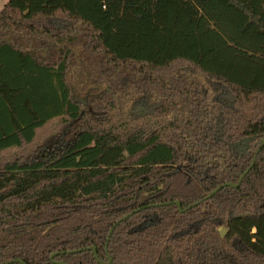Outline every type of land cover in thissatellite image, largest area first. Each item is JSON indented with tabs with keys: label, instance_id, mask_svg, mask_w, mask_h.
Segmentation results:
<instances>
[{
	"label": "trees",
	"instance_id": "1",
	"mask_svg": "<svg viewBox=\"0 0 264 264\" xmlns=\"http://www.w3.org/2000/svg\"><path fill=\"white\" fill-rule=\"evenodd\" d=\"M263 140L264 0L0 11V264H264Z\"/></svg>",
	"mask_w": 264,
	"mask_h": 264
},
{
	"label": "water",
	"instance_id": "2",
	"mask_svg": "<svg viewBox=\"0 0 264 264\" xmlns=\"http://www.w3.org/2000/svg\"><path fill=\"white\" fill-rule=\"evenodd\" d=\"M263 145H264V140H263V142H262L261 147H263ZM261 147H260V149H261ZM260 149L256 152V155H255V157H254V159H253V162H252V164H251L249 170H250V169L252 168V166L255 164V161H256V158H257V155H258ZM249 170H248V171H249ZM246 174H247V172L245 173V175H246ZM245 175H244V176H245ZM244 176H243V177H244ZM243 177L240 179V181L238 182V184L234 185V184L229 183V184H226V186H228V187H232V188H238V187L240 186L241 182H242ZM222 188H223V186H222V187H219L218 189H216L215 191H213L211 194H209V196H208L207 198H205V199L211 198L215 193H217V192H218L219 190H221ZM199 203H200V202H198V203H196V204H193L192 206H190V207L184 209V208H182V205H181V203H180L179 201L174 202V204L178 207V210H179L180 213H184V212H186V211L189 210L191 207H193V206H195V205H198ZM128 217H129V216L124 217L121 221L125 220V219L128 218ZM111 232H112V231H111ZM111 232H110V233H111ZM87 250L92 251L93 254H94V256H95V258H96V260H97L100 264H103L102 261L99 259L98 255H97V250H96L95 247L85 248V249L77 250V251H74V252L77 253V252H83V251H87ZM109 260H110L109 262H111V259H109ZM13 263L24 264V262H22V261H20V260H16V261L8 262V263H2V264H13ZM59 264H65V263H64V262H59Z\"/></svg>",
	"mask_w": 264,
	"mask_h": 264
},
{
	"label": "rangeland",
	"instance_id": "3",
	"mask_svg": "<svg viewBox=\"0 0 264 264\" xmlns=\"http://www.w3.org/2000/svg\"><path fill=\"white\" fill-rule=\"evenodd\" d=\"M9 0H0V11H1V9L5 6V4L8 2ZM60 124V122H59V120H56L55 122H53V124H51V126H49V128H50V130H49V132H51L50 134H49V136H51L52 135V133L54 134L56 131H55V129H56V127H57V125H59ZM61 125V124H60ZM58 128V127H57ZM222 233L224 232V230L223 229H221L220 230Z\"/></svg>",
	"mask_w": 264,
	"mask_h": 264
}]
</instances>
